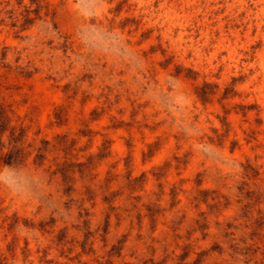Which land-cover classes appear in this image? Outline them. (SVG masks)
<instances>
[{"label":"rangeland","instance_id":"374dc122","mask_svg":"<svg viewBox=\"0 0 264 264\" xmlns=\"http://www.w3.org/2000/svg\"><path fill=\"white\" fill-rule=\"evenodd\" d=\"M0 264H264V0H0Z\"/></svg>","mask_w":264,"mask_h":264}]
</instances>
